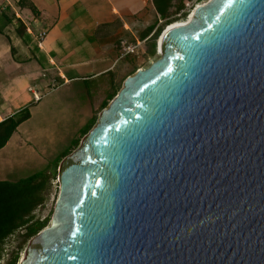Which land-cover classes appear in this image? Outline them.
<instances>
[{"label": "water", "instance_id": "1", "mask_svg": "<svg viewBox=\"0 0 264 264\" xmlns=\"http://www.w3.org/2000/svg\"><path fill=\"white\" fill-rule=\"evenodd\" d=\"M188 17L61 161L18 264H264V0Z\"/></svg>", "mask_w": 264, "mask_h": 264}, {"label": "crops", "instance_id": "2", "mask_svg": "<svg viewBox=\"0 0 264 264\" xmlns=\"http://www.w3.org/2000/svg\"><path fill=\"white\" fill-rule=\"evenodd\" d=\"M29 1L35 11L0 0V123L30 112L0 148V163L13 147L33 154L38 149L51 156L50 173L123 81L142 68L133 55L121 56L119 42H139L138 52L143 50L158 14L147 0Z\"/></svg>", "mask_w": 264, "mask_h": 264}, {"label": "trees", "instance_id": "3", "mask_svg": "<svg viewBox=\"0 0 264 264\" xmlns=\"http://www.w3.org/2000/svg\"><path fill=\"white\" fill-rule=\"evenodd\" d=\"M153 0L154 7L160 18L164 19L171 14L170 8H174L175 13L186 15L185 10L187 3L191 0ZM17 6L28 7L35 11V7L29 0H17ZM161 28H156L152 34L154 39L159 35ZM150 54L155 51V42L150 43L148 47ZM115 96V95H114ZM30 117V112L25 109L16 117H10L0 123V148L5 145L11 134L17 126ZM97 120V115L93 119L86 134ZM79 143V140L77 144ZM77 146V145H76ZM56 171L50 175L49 172L35 173L27 178L20 179L16 182L0 181V244L4 239L19 225L16 220L24 214L29 213L37 206L44 203V193L48 189L51 179L56 177ZM46 226V222H37L30 227L27 236H34ZM18 257L15 256L8 264H17Z\"/></svg>", "mask_w": 264, "mask_h": 264}, {"label": "rangeland", "instance_id": "4", "mask_svg": "<svg viewBox=\"0 0 264 264\" xmlns=\"http://www.w3.org/2000/svg\"><path fill=\"white\" fill-rule=\"evenodd\" d=\"M208 0H191L187 3L186 10L184 13L186 15H181L180 13H175L174 8H170L171 14L162 19L159 17V15L154 14V19L157 20V28H161L160 32L165 29L168 25L179 22V21H185L186 18L189 16V14L195 9L197 5L203 4L207 2ZM148 7L151 9V12L154 13V4L153 0H147ZM172 2H177V0H173ZM159 35L154 39V37L150 38V40L146 43H142L143 50L139 51L137 54L133 55V60L135 59L142 68L148 67L150 63L160 58V53L156 51V39ZM155 42V51L153 54H150L148 51V47L150 43ZM98 118V115H97ZM97 121V120H96ZM96 123V122H95ZM95 123L91 128L94 127ZM13 151L11 153H3V159L5 163L2 161L0 163V179L5 180H11V181H17L19 179L27 178L31 176V174L39 173V172H45L48 170V164L46 163L47 160H51V156L47 155L43 156L40 151L37 149V153H29L27 151H22L16 147H13ZM34 151V150H33ZM36 151V149H35ZM57 158V157H55ZM54 158V159H55ZM50 167V166H49ZM49 173L50 175L53 174V169ZM58 169H55L56 177L54 179H51L48 185L47 191L44 193V203L42 205L37 206L34 209L35 215L38 220L41 222H46V226L50 224L53 211H54V205L56 202V199L58 197L59 192V180H58ZM45 226V227H46ZM28 232L25 230H21L20 232H17L15 236L8 239L4 245V250L2 251V255L0 257V264H7L12 259H14L15 256L18 257V262L21 259L22 250L24 245L28 240H30L33 236H27Z\"/></svg>", "mask_w": 264, "mask_h": 264}, {"label": "flooded vegetation", "instance_id": "5", "mask_svg": "<svg viewBox=\"0 0 264 264\" xmlns=\"http://www.w3.org/2000/svg\"><path fill=\"white\" fill-rule=\"evenodd\" d=\"M37 220L38 219L35 215L34 209L31 210L29 213L20 216L18 220H16V222H18L19 225L0 244V257L2 255V251L4 250V245L6 241L10 239L11 237L15 236L16 233L20 232L21 230H25L26 232H28L30 230V227L34 225L37 222Z\"/></svg>", "mask_w": 264, "mask_h": 264}, {"label": "built area", "instance_id": "6", "mask_svg": "<svg viewBox=\"0 0 264 264\" xmlns=\"http://www.w3.org/2000/svg\"><path fill=\"white\" fill-rule=\"evenodd\" d=\"M43 35L44 34H42L40 36L41 40L43 39ZM139 45H140L139 42L133 43V42H129V41L124 40V39L121 40L119 42V50H120L121 56L124 57V56L137 54ZM34 99H36V100L38 99L37 94H34Z\"/></svg>", "mask_w": 264, "mask_h": 264}, {"label": "bare ground", "instance_id": "7", "mask_svg": "<svg viewBox=\"0 0 264 264\" xmlns=\"http://www.w3.org/2000/svg\"><path fill=\"white\" fill-rule=\"evenodd\" d=\"M192 13H193V11L189 14L188 19H190V18L192 17ZM183 22H185V21H179V22L172 23V24L168 25V28L172 27V26L175 25L176 23H183ZM165 28H166V27H165Z\"/></svg>", "mask_w": 264, "mask_h": 264}]
</instances>
